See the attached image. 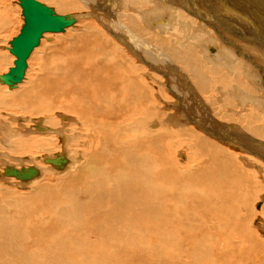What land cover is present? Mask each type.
<instances>
[{"label": "bare ground", "instance_id": "6f19581e", "mask_svg": "<svg viewBox=\"0 0 264 264\" xmlns=\"http://www.w3.org/2000/svg\"><path fill=\"white\" fill-rule=\"evenodd\" d=\"M110 2L82 0L63 32L90 16L101 27L49 49L30 76L32 54L61 34L45 32L22 80L0 86L1 142L26 155L0 168L24 190L0 187V264H264V0ZM56 155L60 169L44 162Z\"/></svg>", "mask_w": 264, "mask_h": 264}, {"label": "rangeland", "instance_id": "374dc122", "mask_svg": "<svg viewBox=\"0 0 264 264\" xmlns=\"http://www.w3.org/2000/svg\"><path fill=\"white\" fill-rule=\"evenodd\" d=\"M39 1H41V0H39ZM52 1V2H51ZM113 4H111V2H110V7L111 6H113L114 4H116L117 2H116V0L114 1V0H110ZM8 2H9V4L7 5V6H10V11H9V15H10V19H11V24H10V27H9V29H8V31H6V30H3V32H2V30L0 29V51H3L5 54H6V58H7V61L2 65H0V68H1V70H0V73H4V72H8V70H9V68L10 67H12V65H14L13 64V60L11 59L12 57H14V55L13 54H11L10 52H9V48H10V41L13 39V37H15V36H17V34L19 33V31H20V28L22 27V25H23V17H22V14H21V8H20V6H19V4H18V0H8ZM42 2H43V0H42ZM51 3V4H47V3ZM75 2L77 3V4H79L80 5V7L79 8H77L76 10H74V9H72L71 8V6H68V7H66V8H64V11H59V12H56L57 14H66V13H70V14H73L74 13V11H85L87 8L85 7V6H83V4H82V0H75ZM43 3H45L47 6H50V7H52V8H54V10L55 9H57L56 7H57V4H56V2L54 1V0H48V2H47V0H44V2ZM56 4V6L54 7V5ZM17 7V8H16ZM91 9V8H90ZM162 10H164V9H162ZM73 12V13H72ZM163 13V15H165V17L168 19V20H173L172 19V15H169L168 14V11H166L165 12V10H164V12H162ZM165 13V14H164ZM12 14V15H11ZM228 15V14H227ZM169 18H168V17ZM79 17H81V18H84L83 16H82V14L81 15H79ZM75 18L77 19V16H75ZM91 18V19H90ZM93 19V20H92ZM91 21H93V24L95 23H97V21H96V19L95 18H93L92 16H90V17H86L85 19H80L79 20V22H78V24L76 25V26H74V27H72V28H70V29H68L66 32H60L61 34H59V35H52V38H50V40L48 41L49 42V47H48V49H46V50H44V54L42 53H40L39 51H37V52H35V54H32V57H30V59H29V61H28V63H29V70L30 71H28V75H30V76H33L34 74H35V71L37 70V66H38V62H39V59H41L42 57H44L45 56V54L46 53H49L50 52V50L49 49H51V52L52 51H55V50H57L58 48H60V47H63V46H65V44L68 46V45H71V44H73V43H75V42H78L79 40H78V37L79 36H81V35H84V34H81L83 31H86L87 29H88V24L87 23H89V22H91ZM98 23H99V21H98ZM96 24V25H99V24ZM87 24V25H86ZM75 25V24H74ZM100 27H101V25H99ZM248 38H250L252 41H246V40H244V42H245V44H247V45H249V46H252L253 48H255V46H256V44L258 43V41H257V36H255L254 35V33H253V30L252 29H250V28H246L245 26H239L238 27ZM84 29V30H83ZM86 29V30H85ZM78 30V31H77ZM72 31V32H71ZM87 31H90V29H88ZM255 31V30H254ZM53 36H55V37H53ZM229 36V35H228ZM57 37V38H56ZM76 37V38H75ZM217 38H218V40H212L211 39V41L212 42H214V43H217L218 45H222L223 43H222V41H221V39L217 36ZM259 38V37H258ZM59 39V40H58ZM73 39V40H72ZM236 40H243V39H239V38H235ZM56 40V41H55ZM52 41V42H51ZM47 42V43H48ZM233 42H235V41H233ZM206 43H208V44H206V45H214V44H210L208 41L206 42ZM61 44V45H60ZM62 44H63V46H62ZM1 45H3V47L1 46ZM6 45V46H5ZM52 45V46H51ZM8 46V47H7ZM214 46H216V45H214ZM223 46V45H222ZM42 47V46H41ZM41 47H40V49H41ZM37 48V47H36ZM55 48V49H54ZM226 49V48H225ZM258 49V48H257ZM257 54H258V57L260 58V60H263L264 61V47H260V49L257 51ZM40 55H41V57H40ZM44 55V56H43ZM12 64V65H11ZM258 64H260V61H259V63ZM30 73V74H29ZM248 80V79H247ZM249 81V80H248ZM253 82V84L255 85V81H252ZM2 85H4V86H8L7 84H1L0 83V86L2 87ZM6 90H8V88L6 89ZM21 106H23V105H20V106H17V107H21ZM30 109V108H29ZM10 112V111H9ZM12 112V111H11ZM14 114H16V115H20V116H23V117H25V118H27L28 120H29V118H31L32 116L31 115H40V116H43L42 114H36V113H34V114H29V113H23V112H21V111H16V112H13ZM23 113V114H22ZM28 114L30 115V117L28 118ZM13 115V114H12ZM25 115H27V116H25ZM31 122V121H30ZM8 123H10L9 125H8V127H9V129L10 130H12V131H15V128L17 129V124H16V122L14 123V122H12L11 120H8ZM12 123H14V125L12 124ZM27 123V122H26ZM187 125L188 126H190V127H192V128H194L195 130H197V131H199V132H201L202 134H204L205 135V133L202 131V129H201V127H196V126H193V125H190V122L188 121L187 122ZM30 126V125H29ZM41 132H36V133H34L33 132V134H40ZM31 135H32V133H30ZM1 136H3L2 138H1ZM4 137H6V136H4V134H1L0 133V155H1V153L3 154H6V155H1V156H3V157H1L0 156V168L5 164V161H6V163H12V164H15V160H13L14 159V157L15 158H18L19 156H21V158H23L24 156H26V155H18V154H15V153H11L10 151H9V148L8 147H10L11 145L10 144H4L3 142H1V141H4ZM6 140V139H5ZM4 145L6 146V147H4ZM232 147H230V149H231ZM233 149V151H235V152H237V151H239V152H241L240 150H235L234 148H232ZM3 151V152H2ZM184 153V155L186 156V152L184 151L183 152ZM41 154V153H40ZM48 154V153H47ZM11 155V156H10ZM8 156V157H7ZM6 157V158H5ZM10 157V158H9ZM181 156H178V160L181 162H184V161H186L183 157H181ZM12 158V159H11ZM2 159V160H1ZM4 159H5V161H4ZM7 159V160H6ZM10 159L14 162H12V161H10ZM24 159H26V158H24ZM37 160L38 159H36V160H34L35 162H37ZM184 160V161H183ZM2 161H4V162H2ZM17 162V161H16ZM181 162V163H182ZM3 164V165H2ZM31 164V163H30ZM42 177V176H41ZM40 177V178H41ZM40 178H38V179H40ZM6 179H9V180H6ZM37 179V180H38ZM4 180V181H3ZM13 180V179H12ZM12 180H10V178H0V184H2L3 186H0V187H6V185H7V183H8V185H7V187H9V188H11V189H16V190H20V191H24V190H22V189H20V188H18L16 185H15V183L14 182H16V181H12ZM12 181V182H11ZM36 181V180H35ZM2 182H4V183H2ZM13 183V184H12ZM5 184V185H4ZM13 186V187H12ZM16 187V188H15Z\"/></svg>", "mask_w": 264, "mask_h": 264}, {"label": "water", "instance_id": "95a60500", "mask_svg": "<svg viewBox=\"0 0 264 264\" xmlns=\"http://www.w3.org/2000/svg\"><path fill=\"white\" fill-rule=\"evenodd\" d=\"M19 5L22 8L23 25L17 36L10 41V52L16 57V60L13 67L0 76V82L10 87L22 80L26 60L32 50L38 46L42 35L45 32H63L76 21L70 13L57 14L54 8L37 0H19ZM44 162L52 164L55 169H60L65 162V157L56 155L52 158H45ZM3 169V176L14 177L20 181H27L39 175V170L34 166L21 167L20 169L6 166Z\"/></svg>", "mask_w": 264, "mask_h": 264}]
</instances>
